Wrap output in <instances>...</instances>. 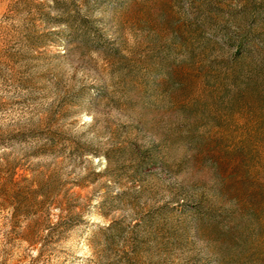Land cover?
Here are the masks:
<instances>
[{"label": "rangeland", "instance_id": "1", "mask_svg": "<svg viewBox=\"0 0 264 264\" xmlns=\"http://www.w3.org/2000/svg\"><path fill=\"white\" fill-rule=\"evenodd\" d=\"M0 264H264V0H0Z\"/></svg>", "mask_w": 264, "mask_h": 264}, {"label": "trees", "instance_id": "2", "mask_svg": "<svg viewBox=\"0 0 264 264\" xmlns=\"http://www.w3.org/2000/svg\"><path fill=\"white\" fill-rule=\"evenodd\" d=\"M236 43H237L236 45H237V47L239 49L244 50V51H247V52H249V54L252 53V50L251 49H254V48H251V46H248L250 42L245 37L244 38H239ZM245 47H248V48H245ZM240 90H242L241 87H239L237 90H235V92L233 94L236 97L241 96V91Z\"/></svg>", "mask_w": 264, "mask_h": 264}]
</instances>
